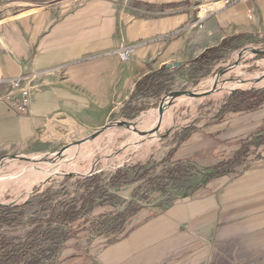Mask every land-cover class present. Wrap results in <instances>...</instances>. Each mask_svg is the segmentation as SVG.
<instances>
[{"label":"crops","instance_id":"crops-1","mask_svg":"<svg viewBox=\"0 0 264 264\" xmlns=\"http://www.w3.org/2000/svg\"><path fill=\"white\" fill-rule=\"evenodd\" d=\"M204 1L0 0V97L4 79L29 75L38 84L23 115L0 100V154L98 130L137 95L156 93L170 64L202 66L264 35V0L192 25ZM129 44L135 51L122 61L117 51ZM230 99L222 118L172 159L178 171L193 167L205 179L160 211L130 202L98 212L92 197L47 264H91L94 256L99 264H264V86ZM122 180L107 188L138 186L137 195L146 185Z\"/></svg>","mask_w":264,"mask_h":264},{"label":"rangeland","instance_id":"rangeland-1","mask_svg":"<svg viewBox=\"0 0 264 264\" xmlns=\"http://www.w3.org/2000/svg\"><path fill=\"white\" fill-rule=\"evenodd\" d=\"M254 38L238 49L222 51L218 58L202 66L186 63L173 67L156 93L137 95L130 107L119 108L106 124L108 127L99 133L76 129L60 143L37 140L2 152L0 203L24 205L25 211L21 222L8 228V235L25 238L37 225L35 221L47 219L67 204L82 205L95 187H100L95 210L110 213L130 202L155 209L157 206L160 211L198 185L206 177L193 167L178 171L172 159L186 142L195 139L196 133L208 130L222 118L232 93L264 86V35ZM88 136L93 139L83 143ZM29 162L33 164L30 168ZM62 163L67 165L66 170L61 168ZM22 164L26 169L21 172ZM39 169L49 175L41 173L36 177ZM119 169L124 170L121 176L126 179L123 183L129 181L127 186L132 179L146 182L140 189L143 192L136 195L138 186L123 191L107 188ZM24 171L32 174L22 175ZM138 171L142 172L137 176ZM104 196L109 198L106 208L101 205ZM94 257L91 264H99Z\"/></svg>","mask_w":264,"mask_h":264},{"label":"trees","instance_id":"trees-1","mask_svg":"<svg viewBox=\"0 0 264 264\" xmlns=\"http://www.w3.org/2000/svg\"><path fill=\"white\" fill-rule=\"evenodd\" d=\"M210 52L211 50H208L202 54L199 60L204 61ZM245 92L237 91L230 97L242 95ZM230 97L228 101H232ZM123 171L119 169L110 182L113 184L116 181L119 182ZM99 188L95 187L94 191L85 197L81 207L67 204L61 211L52 212L47 219L35 221L37 225L30 229L26 237L22 239L9 236L8 228L21 222L20 218L25 214L24 205L0 204V264H47V261L57 259L59 250L69 236L70 224L80 214L87 213L89 209H85L86 201L95 197L100 191Z\"/></svg>","mask_w":264,"mask_h":264},{"label":"built area","instance_id":"built-area-1","mask_svg":"<svg viewBox=\"0 0 264 264\" xmlns=\"http://www.w3.org/2000/svg\"><path fill=\"white\" fill-rule=\"evenodd\" d=\"M247 0H206L197 5V20L195 25H201L210 15L233 4ZM135 51V45H125L117 51L122 61L131 59ZM3 79L0 77V82ZM9 83L8 90L0 97V100L6 102L10 109L18 114H25L29 110L33 92L38 88L34 76L22 75L19 77L4 79Z\"/></svg>","mask_w":264,"mask_h":264},{"label":"bare ground","instance_id":"bare-ground-1","mask_svg":"<svg viewBox=\"0 0 264 264\" xmlns=\"http://www.w3.org/2000/svg\"><path fill=\"white\" fill-rule=\"evenodd\" d=\"M248 83L249 82H247V85H248ZM242 85H244L245 83H241ZM239 86V85H238ZM231 88H232V86H231ZM161 114V113H160ZM164 115V114H163ZM162 118H163V116H162ZM158 122H160V120L158 119ZM146 136V135H145ZM91 139H93L92 138V136H88L86 139H85V141L83 142V143H85V142H87L88 140H91ZM91 144V143H90ZM80 145H82V143L81 144H79L78 145V148L76 147V151H75V153H77L78 152V149L80 148ZM92 145V144H91ZM58 163V162H57ZM43 164V163H42ZM27 165H29V168L30 167H32V165L33 164H31V162H29V164H27ZM55 165V164H54ZM60 166H61V168L62 167H65V169L64 170H66V167H67V165L66 164H60ZM19 169H20V171L22 172L23 171V169H26V166L24 165V164H22L20 167H19ZM41 172H37V176L36 177H38L39 175H41V173H44V174H46V175H49L48 173L49 172H44L43 170H41V169H39ZM30 172V171H29ZM29 172H26V171H24V173L22 174V175H25V174H27V175H29V174H32V173H29ZM18 173H20V172H18ZM29 173V174H28ZM36 177H34V180L36 179ZM33 181V180H32ZM32 183V182H31ZM9 182L7 183V186L9 187ZM4 188V187H3Z\"/></svg>","mask_w":264,"mask_h":264},{"label":"water","instance_id":"water-1","mask_svg":"<svg viewBox=\"0 0 264 264\" xmlns=\"http://www.w3.org/2000/svg\"><path fill=\"white\" fill-rule=\"evenodd\" d=\"M181 65H182V63L177 62V63H172V64H170L169 67H179V66H181ZM216 86H217V85L215 84L212 90H215V89H216ZM162 114H163V113L161 112L160 115H162ZM160 118H161V116H160ZM159 120H161V119H159ZM107 127H108V125H105L104 127L98 129V130H97V133H99V132L102 131L103 129H106ZM86 175H89V173L86 174ZM0 204H3V203H0ZM9 204H10V203H9ZM11 204H12V203H11ZM4 205H6V204H4Z\"/></svg>","mask_w":264,"mask_h":264}]
</instances>
